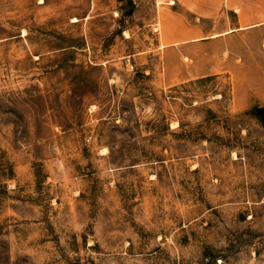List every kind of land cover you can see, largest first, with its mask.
I'll list each match as a JSON object with an SVG mask.
<instances>
[{"label":"rangeland","instance_id":"1","mask_svg":"<svg viewBox=\"0 0 264 264\" xmlns=\"http://www.w3.org/2000/svg\"><path fill=\"white\" fill-rule=\"evenodd\" d=\"M169 6L0 0V264H264V81L169 84Z\"/></svg>","mask_w":264,"mask_h":264},{"label":"crops","instance_id":"2","mask_svg":"<svg viewBox=\"0 0 264 264\" xmlns=\"http://www.w3.org/2000/svg\"><path fill=\"white\" fill-rule=\"evenodd\" d=\"M234 1L225 0L228 8L215 14L207 11L206 0H196L197 14L189 19L170 6L164 10L169 84L227 72L236 80L264 81V0Z\"/></svg>","mask_w":264,"mask_h":264},{"label":"trees","instance_id":"3","mask_svg":"<svg viewBox=\"0 0 264 264\" xmlns=\"http://www.w3.org/2000/svg\"><path fill=\"white\" fill-rule=\"evenodd\" d=\"M261 109H263V108H259V109H257V111H258V110H261Z\"/></svg>","mask_w":264,"mask_h":264}]
</instances>
